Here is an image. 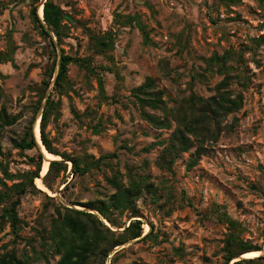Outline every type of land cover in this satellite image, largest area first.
Wrapping results in <instances>:
<instances>
[{
    "label": "rangeland",
    "instance_id": "1",
    "mask_svg": "<svg viewBox=\"0 0 264 264\" xmlns=\"http://www.w3.org/2000/svg\"><path fill=\"white\" fill-rule=\"evenodd\" d=\"M56 2L67 36L62 43L53 36L54 47L32 20V0H0V109L19 115L3 128L0 141V257L13 252L30 264L55 263L65 207L93 213L90 205L110 203L113 177L124 188L137 182L140 189L130 209L111 212L116 225L105 223L121 233L140 220L143 232L106 256L97 248L87 264H227L224 247L233 232L259 249L250 252L260 253L231 263L263 254L264 0ZM63 51L81 62L69 64L62 92H54L59 115L50 118L47 137L82 166L101 160L85 174H73L71 160L52 153L67 170L46 178L52 189L42 171L39 179L48 190L35 183L54 198L31 188L20 194L14 185L26 180L15 175L34 171L41 151H22L14 141L35 120L43 81L53 62L55 74ZM149 80L153 91H162L163 108L147 110L169 120L192 95L219 97L221 89L240 97L239 108L220 118L218 136L204 144L191 168L195 138L170 167L169 156L163 163L175 122L159 129L141 116L135 89ZM107 155L113 156L102 159ZM18 196L15 233L2 213ZM226 216L238 222L236 230Z\"/></svg>",
    "mask_w": 264,
    "mask_h": 264
},
{
    "label": "trees",
    "instance_id": "2",
    "mask_svg": "<svg viewBox=\"0 0 264 264\" xmlns=\"http://www.w3.org/2000/svg\"><path fill=\"white\" fill-rule=\"evenodd\" d=\"M40 0H32L31 16L36 27L40 29V33L50 40V43L55 47L53 36L47 30L46 26L40 21V16L37 12L38 4ZM40 17V18H39ZM43 17L47 27L51 30L59 43H62L67 36L65 29L66 25L64 10L56 0H47L44 3ZM42 19V18H41ZM140 29L145 33L144 26L139 23ZM264 40V37H262ZM100 44L105 45V41H100ZM13 60V59H2ZM215 61L220 62V57L216 56ZM72 62H81L80 59L74 58L64 51L62 52L61 59L59 61L58 72L55 78L52 92L48 95L45 106L42 111L40 120V132L41 140L45 148L66 160H71L73 174H85L92 167L99 166L100 159L89 163L87 160L82 161L74 157H68L65 154L59 153L51 144L46 134V127L50 118L55 115H59L60 100L56 99L53 95L55 93H61L64 88V84L67 82L68 66ZM224 63H221L223 66ZM55 70V62H53L52 69L48 73V79L44 80L43 94L38 101V105L35 110V114L39 111L42 101L45 98V93L51 84ZM1 74V73H0ZM153 81L149 80L145 84L135 89L137 99L139 101L141 116L149 122L153 127L164 129L171 128L172 121L175 122V127L171 133L169 145L165 149V160L167 156L170 157L167 167H170L174 163L175 159L183 152L189 151L194 143V139L199 146L197 147L195 154L196 157L189 162V168L193 167L197 160L205 153L204 144L218 136V126L220 124V118L227 113L237 110L240 105V97L232 98L225 95L221 89H219V97L211 96L207 99L192 95L186 105L179 107L173 113H171V120L165 117H159L147 110V108L158 110L163 108V101L161 98L162 91H153ZM19 115H12L7 113L5 108L0 109V141L3 128L5 126L13 125L17 122ZM32 119L20 140L14 141L16 148L23 150L38 149L34 134H33ZM1 148V144H0ZM40 150V149H39ZM113 155H107L102 157L106 158ZM38 160L35 163L34 171H26L24 173L15 175L20 176L21 181L15 183L14 189L20 193H26L29 188L34 191L44 192L46 196L50 197L38 188L35 180L39 178L43 166V154L42 152L37 155ZM160 166H164L161 164ZM1 167V165H0ZM56 170L58 175L62 171L67 170V164L64 161L53 160L49 165L48 172L43 177V182L46 187L52 189L46 178ZM8 174V173H7ZM15 177L14 175H9ZM28 179V182H27ZM66 182V180L64 181ZM111 183L116 188L115 194L112 196L110 203L101 202L99 205H90L89 207L97 210L111 225H116L115 219L111 216L113 210H118L122 213L132 207L133 202L138 198L139 184L133 182L128 187H123L116 177L111 179ZM67 186V184H66ZM21 203V198L18 196L15 198L9 206L4 209L2 216L8 220L13 232H17L20 225V218L18 214V207ZM69 212L62 218V232L60 233L59 241L56 243V251L60 255L59 259L55 263L46 262V264H87L89 258L95 252L97 248H101L102 254L106 256L108 252L115 246L124 243L127 239L138 238L142 235V223L140 220H132L130 224L121 233L112 231L107 225H105L96 214L71 209L65 207ZM226 220L229 222V226L236 230L239 224L236 220L226 216ZM148 233L147 235H149ZM109 235V237H108ZM117 235V238H114ZM259 250L252 246V244L241 240L237 234L231 233L227 239L224 247L226 254V263L230 264L234 258L245 254L247 252ZM264 260V253L256 258L240 259L232 262L231 264H244L253 260ZM0 264H30L17 258L15 253H6L0 257Z\"/></svg>",
    "mask_w": 264,
    "mask_h": 264
},
{
    "label": "bare ground",
    "instance_id": "3",
    "mask_svg": "<svg viewBox=\"0 0 264 264\" xmlns=\"http://www.w3.org/2000/svg\"><path fill=\"white\" fill-rule=\"evenodd\" d=\"M44 1L45 0H40V2L38 4V10H37V12H38L39 16L42 18V20H43V4H44ZM40 120H41V113L39 115H37V117L35 119V122H34V125H33V134H34V137H35V139L37 141V146L39 147L40 151L43 154L44 161H43V167H42V174L45 175L46 171L49 169V165H50L51 161H53L54 158H57V156H55L51 152H49L45 148L44 144L42 143V140H41V137H40L41 136V132H40ZM36 179H37V184H38V186L40 188H42L44 190H48L43 185V183L41 182V180L39 178H36ZM102 220H103L104 224H106L103 218H102ZM147 231H148V225L145 227V232H147ZM259 253H260V251L247 252L245 255L252 257V256H256Z\"/></svg>",
    "mask_w": 264,
    "mask_h": 264
},
{
    "label": "water",
    "instance_id": "4",
    "mask_svg": "<svg viewBox=\"0 0 264 264\" xmlns=\"http://www.w3.org/2000/svg\"><path fill=\"white\" fill-rule=\"evenodd\" d=\"M47 0H45L44 1V3L46 2ZM43 8H44V4H43ZM40 18V17H39ZM40 21L46 26V28H47V30L50 32V34L52 35V36H54L53 35V33L51 32V30L47 27V25H46V23H45V21H44V17H43V20L40 18ZM61 59V58H60ZM60 61V60H59ZM58 66H59V62H58ZM57 72H58V67H57V69H56V71H55V74L53 75V81H52V83L50 84V86H49V92H48V94L45 96V98L43 99V101H42V105H41V107H40V109H39V111H38V113H37V115L39 114V112L41 113V116H42V111H43V108H44V106H45V103H46V100H47V97H48V95L52 92V90H53V86H54V82H55V78H56V75H57ZM37 117V116H36ZM36 119V118H35ZM34 122H35V120H34ZM33 125H34V123H33ZM36 140V139H35ZM36 143H37V141H36ZM96 211V212H95ZM91 210V212H93L94 214H96L99 218H100V220L103 222V220H102V218L103 219H105L97 210ZM106 220V219H105ZM104 223V222H103Z\"/></svg>",
    "mask_w": 264,
    "mask_h": 264
}]
</instances>
